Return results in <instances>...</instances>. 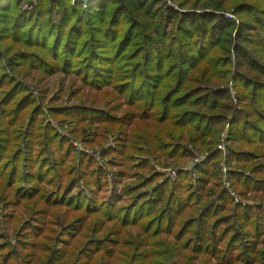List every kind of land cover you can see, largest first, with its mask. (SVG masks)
Here are the masks:
<instances>
[{
	"label": "trees",
	"instance_id": "obj_1",
	"mask_svg": "<svg viewBox=\"0 0 264 264\" xmlns=\"http://www.w3.org/2000/svg\"><path fill=\"white\" fill-rule=\"evenodd\" d=\"M18 1L0 0V11H6L7 8L10 9ZM51 1L54 4L58 1L56 5L62 8L63 11L61 20L57 24L58 26L50 19V10L44 11L41 8L35 15H29L30 13L27 14L26 12H15L13 14L14 19L12 22L15 26L25 27L29 24L30 33H25L26 36H30L29 40L25 39L27 43L43 46L50 42V39H59V42H56V45L53 46L52 54L57 63L59 61L63 62L62 65H58L60 69L65 71H73L71 69L74 67V61L70 56L73 46H76L74 51H77L79 47L77 52L79 56L76 58L78 60L81 56L82 59L87 58L82 73L83 78L88 83H90L91 78L94 81L103 83V80L109 77V74H106L105 77L101 78L105 72L98 70L100 66L116 64L118 67L113 69L114 79L118 74L119 76L123 75L124 62L130 65L132 77H139V80H135L134 84L138 82L143 96L140 95L135 100L133 96L136 93L139 94V92H129L124 88L120 91V95L129 99L127 104L130 107L140 111L138 116L134 114V118L145 121L151 120L160 126L158 132L153 135L146 134L144 144L148 153L155 155L156 159L161 157V154H164L170 158L176 157L181 161L186 160V157L192 154L186 146L184 148L180 142L174 143L173 139L170 140L171 143L161 142L162 134L166 132H169L171 136H173V133L177 134V139L180 141L184 138L183 132L187 131L189 141L206 148L205 160L202 164L194 167V170L201 174L195 191L198 194L207 185H210L212 187L207 190L206 194L219 193V199L216 203L211 202V204H208L209 201H204L201 205L202 207L196 211V214L199 213L201 216L195 232H214L215 234L217 224L221 221L222 223L220 224H226L229 230L231 229L227 233L225 232L226 234L234 233L235 226L230 225L229 221H227L230 219V215L227 217L222 216L226 212V201L230 200L227 196L228 191L222 184L220 172L222 156L216 147L211 149L218 142V137L224 128V126L223 128H217V125L221 122L225 123L227 120L223 112L232 110L225 77L221 75L217 67L219 64H223L224 61L227 64L232 63L230 57L232 45L233 49H235L236 66L238 68L247 67L251 77L248 78L246 75L244 83L249 81L257 85V92L254 93L251 102L255 104L258 102L260 107L264 108V92L262 93L261 91V79L264 77V69H261L258 63L251 59L242 44L248 39L247 33L251 31L257 33L256 29H259V27L252 28L249 24L241 22V25H238L236 36L232 40L235 22L224 15V8L231 0H196L194 7L189 10L187 6L190 0H171L173 4L178 6V10H175L173 6H169L166 0H95L91 3L74 2L73 0ZM255 1L264 3V0ZM117 2L118 4H116ZM206 3H208V6H201ZM200 6L202 8H199ZM242 7L243 9L252 8V6L244 4V6H239V9ZM253 10L261 16L264 15L263 9L253 8ZM254 19L259 21L260 26L264 28L263 20L258 17ZM96 22H98L97 25H95ZM17 55L27 56L26 53ZM32 56L38 60L37 65L39 62L45 63L40 56L36 54ZM1 65L10 67L12 58H8L5 64L0 61ZM33 65L36 64L33 63ZM6 76L5 74L4 77L6 78ZM13 83L12 79H9L8 83H4V86L7 85L10 88L1 94L4 97L2 104L8 106V110L4 112L5 116L0 122V127L4 128L7 126L9 132L5 138L2 134L4 130H0V194L10 196L7 201H11L14 198L15 200L17 199L16 204L24 203L22 205L27 206L28 211L31 210L33 205L37 213L45 214L43 219L46 226L48 225L50 212H47L48 209L45 208L39 209L41 203L47 208L48 205L68 207L70 212H67V217L66 215L63 217L64 223L69 221L71 213H81V218L76 219L74 222V227L76 230L78 228L79 232H99L106 226V222L110 223L113 221L120 222L124 227L142 226L143 232H151L153 229L151 226H154L158 221V217H152V215L156 213L155 209L159 207L162 198L167 193L165 184L153 187L151 191L144 189L143 192H139L133 199H130L128 206L122 207L118 204L121 197L113 195L106 201L98 198V193L89 188L93 181L90 177H94L97 173H84L85 171L81 169L76 171L77 165H74V169L71 168L72 173L70 176L77 173L81 181H85H83L84 185H80L76 181V176L65 190L57 189L51 192L54 194L49 196L50 192L39 185L44 183L43 169L46 166L49 167L48 160L41 155L39 160L36 161L39 165V172L36 174L37 186L31 189V193H28L29 195L19 190L14 194L19 165L23 161L32 159L36 145L43 149L48 145L49 139L56 141L58 136H46L43 138L39 134L36 126L41 108L36 106V100L29 91L16 99L19 93L22 92V88L13 85ZM8 101L11 102L9 103ZM138 101H140V104H137ZM240 101L246 102V99L241 98ZM70 108L72 114H77V117L73 118L82 119L81 123H85L88 119L103 123L105 119L112 118L110 114L92 110L85 106H71ZM256 109L254 110L256 118L254 123L245 122L243 128H239L241 121H237V117L234 119L236 124H233L234 127L232 126L230 141L238 142L240 139L247 145H255V142H258L259 147L252 151H246V154H244L245 151L240 150V147H237L236 150H231L232 160H226V164L232 163V161L243 163L238 169L242 172L234 168H232V171L228 170L227 180L231 181L230 185L238 189L241 196L247 197V194L252 192L254 198L261 199L264 197V131L261 130L260 126L264 127V116L259 114ZM25 110H28L32 116L31 125H25L24 122H21L20 114ZM249 113L253 112L250 110ZM165 125H167V129L163 128ZM41 128L39 126L40 130ZM248 131H251L248 134L250 139L246 140L245 133H249ZM236 133L240 136L239 138L235 137ZM135 135L136 138L134 140L137 143L142 141L141 134ZM170 135H167L169 136L168 138H170ZM2 142H5V144H2ZM44 144L47 145L45 146ZM58 145L63 150L65 145L59 141ZM24 151H26V156L22 159ZM67 151L66 155L70 158L71 151L69 149ZM127 159L130 160V157L127 156ZM62 160L51 164L52 168L55 169ZM62 165H65V161ZM249 166L251 167V174L248 176L245 172H247L246 169ZM79 172L81 173L79 174ZM188 176V171H180L174 188L179 187L180 181L188 178ZM31 177L33 176L28 177L27 180H30ZM154 178L144 181L143 186L140 188H145L146 185L149 187L153 183ZM97 187L100 190L102 184L99 183ZM138 188L131 187V189L127 188L126 191L127 193L131 191L135 194ZM212 191L214 192L212 193ZM173 197L175 196L171 194L168 199L172 200ZM190 197L194 200L195 194H191ZM201 199V197L197 196L195 200L200 202ZM32 201L34 202L32 203ZM183 208H180L177 214L178 217L183 214ZM239 213L241 216L238 215L235 220L238 223L240 222V234L233 238L232 245H240L243 241V235L246 239L244 241L245 246L239 256L231 259L228 264H236L238 260H243L244 264H253L257 261L254 260L253 246H251L250 242V227L253 228L255 236H259L263 232L264 216L240 209ZM91 215H98L103 218V222L95 224L93 229H90V222L84 220ZM157 216L161 218L165 216V213L161 211ZM51 217L62 219V216L57 213H53ZM191 217H188L186 225L189 222L193 223V221H190ZM210 218L214 219V221L212 222L213 226L209 227L208 220ZM144 220L146 222H143ZM88 223L89 225L86 226ZM182 223L183 221L180 225ZM246 228L249 229V232L246 231ZM110 229L111 227L106 229V232H109ZM186 229L185 226L182 232H186ZM45 231L51 232V230L46 229ZM40 233L37 232L35 237L40 238ZM197 237L198 239L205 238V236L199 237L198 235ZM105 241L102 242V245L105 244ZM121 244L122 242L120 241L114 242V245L117 246ZM83 246L80 243V245L75 247L79 249ZM187 249L188 246L183 248V250ZM200 250L201 248L198 251ZM39 251L42 252L41 248ZM90 251H92V255L89 257V264L101 263L100 259L103 260L102 264H113L112 259H114L116 254L124 255L121 251H116L115 248L104 249L99 245L90 249ZM17 254L14 251L9 252L5 257L4 264L16 261L19 258ZM214 254H216V243L213 248ZM28 255L30 256L31 254ZM66 255L73 257L75 254L72 251H67L64 257ZM256 255L259 260L257 263L264 264V250H258ZM158 257L161 258V254ZM33 259L38 262L43 260L42 256L36 257V255H33L31 260L33 261ZM32 261L27 264H32Z\"/></svg>",
	"mask_w": 264,
	"mask_h": 264
},
{
	"label": "rangeland",
	"instance_id": "obj_2",
	"mask_svg": "<svg viewBox=\"0 0 264 264\" xmlns=\"http://www.w3.org/2000/svg\"><path fill=\"white\" fill-rule=\"evenodd\" d=\"M166 2L169 6H173L175 10H178V6L173 4L171 0H166ZM195 2L196 0H190L187 6L188 10L194 7ZM56 3L54 4L51 0H19L10 9L7 8L6 11H0V61H2V64H5L8 58H12V65L10 67L5 65L4 67L0 66V122L5 116L4 112L8 110V106L2 104L4 97L1 94L10 88L3 84L8 83V80L12 79L14 81L13 85L22 88V92L19 93L16 99L22 94H27L29 91L36 100V106L41 108L36 126L39 134L43 138L46 136H58L56 141L49 139L48 145L44 144L47 146L43 149H40L36 145L32 159L30 161H23L19 165L14 194L19 190L29 195L31 189L37 186L36 174L39 172V165L36 161L39 160L41 155L48 160L49 167L46 166L43 169L44 183L39 185L45 187L50 192L49 196L54 194L51 192L57 189L65 190L76 176V181L80 185H84V180L81 181L77 173L70 176L72 173L71 168L74 169V165H77L76 171L81 169L85 171L84 173H97L94 177H90L93 181L89 185V188L98 193V198L106 201L113 195L121 197L118 204L122 207L128 206L130 199H133L139 192H143L144 189L151 191L153 187L165 184L167 193L162 198L159 207L155 209L156 213L152 215V217H158V221L154 226H151L153 228L151 232H143L142 226L124 227L120 222L116 221L106 222V226L99 232H79L78 228L76 230L74 227V222L76 219L81 218V213H71L69 221L64 223L63 217L65 215L67 217V212H70L68 207L48 205L47 208L41 203L39 209L45 208L48 209L47 212H50L48 225L46 226L43 219L45 214L37 213L33 205L31 206V210L28 211L27 206L22 205L24 203L20 205L16 204L17 199L15 200L14 198H12V202L7 201L10 199V196L0 194V264H4L5 257L11 251H14L15 254L18 253L19 258L16 261H10V264H27L32 261L33 255H36V257L42 256L43 260L38 262L36 259H33L32 264H89V257L92 255L90 249L95 248L97 245L102 246L104 249L115 248L116 251H121L124 254L123 256L116 254L114 259H112L113 264H228L231 259L239 256L245 246L244 241L246 239L243 235V241L240 245H232L233 238L240 234V222L238 223L235 220L238 215L241 216L239 209L264 216V197L261 199L254 198L252 192H249L247 197H244L239 194L238 189L231 186L235 195L233 196L229 190L228 192L226 191L230 200L226 201V212L222 216L227 217L230 215V219L227 221H229L230 225L235 226L234 233L230 235L226 234L231 229L229 230L226 224H220L222 223L221 221L217 224L215 234L214 232H195L201 216L199 213L196 214V211L202 207L201 205L204 201H209L208 204H211V202L216 203L219 199V193H215L214 191H212V193L214 192L213 195L206 194L207 190L212 187L210 185H207L198 194L195 191L201 174L197 170H194L196 165H193V163L195 158L202 157L205 154L206 148L189 141L187 131L183 132L184 138L180 141L177 139V134L173 133V136H171L169 132H166L162 134L161 142L171 143L170 140L173 139L174 143L180 142L182 147L185 148L186 146L192 154L183 161L176 157H167L164 154H161V157L156 159L155 155L148 153L144 139H146V134L153 135L158 132L160 126L151 120L145 121L134 118V114L138 116L140 111L130 107L127 104L129 99L126 96L124 98L120 95V91L124 88L129 92H139V94L136 93L133 96L135 100L140 95L143 96L138 82L134 84L135 80H139V77H132L130 65L123 61L124 73L120 76L119 74L116 75L114 79L113 69L114 67H118L116 64L104 67L100 66L98 70L105 72L101 78L105 77L106 74H109V77L104 79L103 83L94 81L93 78L88 83L83 78L82 73L87 58L82 59V56L79 60L76 58L79 56L77 53L79 47L77 51H74L76 48L74 45L70 56L74 61V67L71 69L73 71H65L60 69L58 65H62L63 62L59 61L57 63L52 54L53 46L56 45V42H59V39H50L51 41L43 46L28 44L25 39L29 40L30 36H26L25 33H30L29 24L25 27L15 26L12 22L14 19L13 14L15 12H26L27 14L30 13L29 15H35L41 8L44 11L50 10V19L58 26L57 24L61 20L63 11ZM244 4L250 5L252 8L243 9L242 7L239 9V6H244ZM201 6H208V3ZM201 6L199 8H202ZM253 8L264 10V3H257L255 0H231L224 8V15L235 22L232 40L235 38L238 25H241V22L249 24L252 28L259 27V29H256L257 33L248 32V39L242 44L251 59L256 61L261 69H264V28L260 26L259 21L254 19L258 17L264 21V15L257 14ZM227 14L233 15L234 18L227 17ZM97 24L98 22L95 25ZM3 31L4 33H2ZM55 35L57 34L55 33ZM234 50L231 45L230 57L232 63L227 64L224 61L223 64H219L217 67L221 75L225 77L226 89H228L230 97L229 103L232 106V110L223 112L227 120L225 123L221 122L217 125V128H223V126L224 128L218 137L217 146L214 145L211 148L214 149L216 147L222 156L220 172L222 162H225L228 170L231 171L232 168L240 169L239 166L243 164L237 161L226 164V160H232L230 155L231 150H236L237 147H240V150L245 151L244 154H246V151H252L256 147H259L258 142H255V145H247L240 139L238 142L230 141L232 126L234 127L233 124H236L234 119L237 117V121H241L239 128H243L245 122H255V108H257L256 110L259 114L264 116V108H261L258 102L257 104L251 102L254 93L257 92V85L249 81L244 83L246 75L248 78L251 77L247 67L245 69L236 66ZM19 53H26L27 56H18L17 54ZM33 54L40 56L45 63L39 62L37 65L38 60L32 56ZM33 63L36 65H33ZM3 73L4 75H2ZM5 74L7 75L6 78L4 77ZM261 84V91L263 93L264 77L261 79ZM241 98H245L246 102L240 101ZM8 102L10 103L11 101ZM137 104H140V101ZM71 106H85L92 110L110 114L112 118L105 119L103 123L90 119L85 123H81L82 119L78 118L77 120L73 118L77 117V114L71 113ZM250 110L253 113H249ZM242 112L244 115H242ZM31 117L28 110L20 114L21 122H24L25 125H31ZM39 126L42 127L41 130ZM163 128L167 129V125ZM260 128L264 131V127L260 126ZM0 130H4L2 134L6 138V134L9 132L8 127H0ZM248 132L245 133L246 140L250 139L248 134L251 131ZM135 134H141L143 142L137 143L134 140L136 138ZM167 135H170V138ZM235 137L239 138L240 136L236 133ZM207 140L210 141L209 139ZM58 141L65 145L63 150L59 147ZM2 144H5V142H2ZM220 144L223 146V150L219 149ZM67 149L71 151L70 158L66 155ZM25 156L26 151H24L22 159ZM127 156L130 157V160L127 159ZM63 158L65 159L62 160ZM60 160L62 161L53 169L51 164L57 163ZM64 161L65 165H62ZM170 170H178L176 179L169 177ZM246 170L245 174L249 176L251 174V167L249 166ZM180 171H188L189 176L180 181L179 187L174 188ZM238 171L242 172L241 170ZM30 176L33 177L27 180ZM152 177L155 178L149 187L146 185L145 188H140L143 186L144 181H148ZM221 177L223 182L222 172ZM229 182L231 181L229 180ZM99 183L102 184L100 190L97 187ZM131 187H139L140 190L138 188L135 194L131 191L128 194L126 190L127 188L131 189ZM171 194L175 196L172 200L168 199V196ZM191 194H195L194 200L190 197ZM197 196L202 198L200 202L195 200ZM179 205L180 208L184 207L183 214L180 217L177 216L180 211ZM181 205L183 206L181 207ZM161 211L165 213V216L160 218L157 214ZM53 213L61 215L62 219L51 217ZM189 216H192L190 221H193V223L189 222L186 225ZM84 220L90 222V229H93L95 224L103 222V218L98 215L88 216ZM182 221L183 223L180 225ZM208 221L209 227L213 226L212 222L214 219L210 218ZM143 222H146V220ZM88 225L89 223L86 226ZM185 226L187 233L182 232ZM109 227L111 229L109 232H106V229ZM45 229L51 230V232H47ZM262 229L263 232L256 237L253 228L250 227V242L251 246H253L254 260L257 262L259 261L256 255L257 251L264 250V225ZM246 231L249 232V229L246 228ZM37 232H41L40 238L35 237L37 236ZM197 235L199 237L205 236V238L198 239ZM212 237L213 239H211ZM103 241H105V244L102 245ZM117 241L122 242V244L118 246L114 245V242ZM80 243L84 246L77 249L75 246L80 245ZM215 243L216 254L213 255ZM186 246H188V249L183 250ZM40 248L42 252L39 251ZM199 248H201V252L198 251ZM67 251H72L75 255L73 257H68V255L64 257ZM28 254L31 255L29 256ZM159 254H161V258L158 257ZM100 261L101 263L98 264L103 263L102 259ZM257 262L253 264H260ZM236 264H244V261L238 260Z\"/></svg>",
	"mask_w": 264,
	"mask_h": 264
},
{
	"label": "built area",
	"instance_id": "obj_3",
	"mask_svg": "<svg viewBox=\"0 0 264 264\" xmlns=\"http://www.w3.org/2000/svg\"><path fill=\"white\" fill-rule=\"evenodd\" d=\"M74 2H81L80 0H73ZM227 17H231V18H234L233 15H229L227 14L226 15ZM219 149L220 150H223V146H221V144L219 145ZM206 158V155L202 156V157H199V158H195L194 160V163L193 165H198L200 164L201 162H203ZM221 172H222V176H223V186L224 188L234 196L235 195V192L232 190L231 188V185H230V182L227 180V174H228V168L227 166L225 165V162H222L221 163ZM177 173H178V170H170L169 171V177L173 178V179H176L177 177Z\"/></svg>",
	"mask_w": 264,
	"mask_h": 264
},
{
	"label": "water",
	"instance_id": "obj_4",
	"mask_svg": "<svg viewBox=\"0 0 264 264\" xmlns=\"http://www.w3.org/2000/svg\"><path fill=\"white\" fill-rule=\"evenodd\" d=\"M81 2H85V3H91V2H93V1H95V0H80Z\"/></svg>",
	"mask_w": 264,
	"mask_h": 264
}]
</instances>
